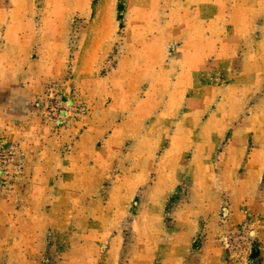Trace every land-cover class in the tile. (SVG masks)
<instances>
[{
	"label": "rangeland",
	"instance_id": "374dc122",
	"mask_svg": "<svg viewBox=\"0 0 264 264\" xmlns=\"http://www.w3.org/2000/svg\"><path fill=\"white\" fill-rule=\"evenodd\" d=\"M0 264H264V0H0Z\"/></svg>",
	"mask_w": 264,
	"mask_h": 264
},
{
	"label": "trees",
	"instance_id": "16d2710c",
	"mask_svg": "<svg viewBox=\"0 0 264 264\" xmlns=\"http://www.w3.org/2000/svg\"><path fill=\"white\" fill-rule=\"evenodd\" d=\"M259 256V252H258V250H253V252H252V254H251V257L253 258V259H255V258H257Z\"/></svg>",
	"mask_w": 264,
	"mask_h": 264
}]
</instances>
